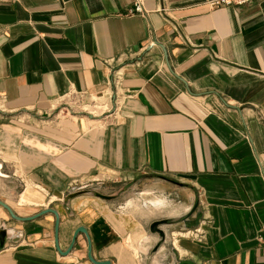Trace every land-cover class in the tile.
Returning a JSON list of instances; mask_svg holds the SVG:
<instances>
[{"label": "crops", "instance_id": "crops-1", "mask_svg": "<svg viewBox=\"0 0 264 264\" xmlns=\"http://www.w3.org/2000/svg\"><path fill=\"white\" fill-rule=\"evenodd\" d=\"M206 1L141 0L144 14L128 15L135 0H0L5 179L41 187L52 201L72 184L117 183L137 196L130 201L142 217L160 213L144 195L187 197L183 208L171 203L179 212L167 219L197 208L181 221H194L197 241L177 232L159 247L158 235H141V225L82 196L64 205L73 220L57 210L62 252L84 227L98 262L163 264L170 255L171 264H264L256 240L264 226V0L217 9ZM93 97L111 108L102 119L58 114L64 101ZM47 215L12 226L0 264H93L83 234L68 255L57 252ZM173 224L160 227L167 238Z\"/></svg>", "mask_w": 264, "mask_h": 264}, {"label": "rangeland", "instance_id": "rangeland-1", "mask_svg": "<svg viewBox=\"0 0 264 264\" xmlns=\"http://www.w3.org/2000/svg\"><path fill=\"white\" fill-rule=\"evenodd\" d=\"M107 100L104 102L102 99H97L96 97H93L89 100H84L80 98L75 99H69L67 101H64V105L59 107L58 114L63 117H69V116H82L83 118L88 119L89 116L93 117V120H99L108 114V112L111 110L110 106L106 103ZM61 111H64V114L61 115ZM100 116V117H99ZM7 175L4 173H0V201L6 203L14 212L15 215L18 217H31L36 214H38L40 211H43L45 209H54V210H63L65 213V218H69V220H73L76 215H73L69 217V213H66V209L64 207L65 204L71 203L73 200L79 197H87L88 201H97L102 202L109 206L110 211L113 213L112 215L109 214L110 218L117 219L120 217L121 220H125L126 223H129L130 220H132V223L136 225H141L143 228V232H141V235L145 234H156L157 233H151L150 232V225L153 222L161 221L164 219H167L168 216V210H163L157 215H150L142 217L140 213L135 210L133 204L128 203L131 199H135L137 196L132 195L133 193L129 191V188L127 187H120L117 183H111V182H105L103 184L99 185H89L88 187L82 186L80 184H72L67 188V190L64 192V195L59 198L56 196L57 200H51L52 195H49L45 189L41 187H35L34 185L21 180H13L11 178H7ZM167 196L170 197V202L172 205L176 207L183 208L188 202V199L186 196H177L174 193H169ZM23 197L25 200L24 202H19L20 198ZM139 197V196H138ZM157 198H164L158 196ZM61 199V200H60ZM152 199H155L153 196L144 195L143 197H139V200L143 202H148ZM104 204H98L100 206H105ZM190 206V205H189ZM112 207L114 209H112ZM193 206H190L189 211L187 214H182L178 218H170L167 219L170 221V223L173 224L172 227L166 228L169 237L168 239L165 236L166 241H171V238H178L177 232H181V235H179V239L185 240V241H197L198 237L196 235H199L200 233H194L193 230H195V224L194 221H191L189 223L182 224L181 221L184 219L190 217L197 208H192ZM58 212V211H57ZM135 212V213H134ZM0 215H2L3 218L0 217V228H4L7 230V232H11V228L13 225H18L17 221L12 220L8 213L0 207ZM115 215V216H114ZM60 216V215H59ZM50 220H52V223L54 224L55 218L52 214L47 215ZM42 219V218H41ZM62 220V218H61ZM180 222V223H179ZM179 223V225L177 224ZM166 226V225H161ZM159 226V227H161ZM133 227L131 228V230ZM134 232V231H131ZM176 233V234H174ZM131 234V233H130ZM128 235V237L130 236ZM172 234H174L172 236ZM9 235V234H8ZM159 236V235H158ZM127 237V245L130 249L135 250V255L137 254V241L131 240V236L128 239ZM169 243V242H167ZM171 243V242H170ZM167 244L166 248L168 251H170L172 254L173 251L171 250V244ZM164 245L161 242L159 247ZM181 251V250H180ZM170 256V255H169ZM167 256V259L164 260L163 264H171L173 261L171 260V257ZM182 256H186L182 252ZM140 257V256H139ZM140 260V259H139ZM172 261V262H171ZM179 261H190L188 258H180V260H177V263ZM194 264L193 261H190ZM176 263V264H177ZM140 264V263H139ZM202 264V263H200Z\"/></svg>", "mask_w": 264, "mask_h": 264}, {"label": "water", "instance_id": "water-1", "mask_svg": "<svg viewBox=\"0 0 264 264\" xmlns=\"http://www.w3.org/2000/svg\"><path fill=\"white\" fill-rule=\"evenodd\" d=\"M0 207L3 208L9 215V217L17 222H30V221H34L37 220L47 214H52L55 218V222H54V241H55V248L57 250V252L62 255V256H66L68 255L71 250L74 247L76 238L79 234H83L85 235L86 239H87V258L88 260L93 263V264H111V262L109 261H105V262H98L95 261L92 258V251H91V242H90V238L89 235L87 233V230L84 227H78L74 233H73V237L71 239V243L68 247V249L64 252H62L59 248V243H58V236H59V226H60V216L59 213L54 210V209H45L43 211H40L38 214L31 216V217H18L17 215L14 214V212L12 211V209L4 202L0 201ZM170 224V221H168L167 219L161 220V221H156L153 222L149 229L151 233H157L161 239V241H164L165 239V235L164 232L160 229L159 226L161 225H168ZM11 234V232H7L6 229L4 228H0V244L1 246H3L5 239L7 238V235ZM177 264H193L190 261H179Z\"/></svg>", "mask_w": 264, "mask_h": 264}, {"label": "built area", "instance_id": "built-area-1", "mask_svg": "<svg viewBox=\"0 0 264 264\" xmlns=\"http://www.w3.org/2000/svg\"><path fill=\"white\" fill-rule=\"evenodd\" d=\"M254 0H208L206 5L209 9L225 8V7H243L251 4ZM143 15L144 9L141 0H135L133 9L128 12V15ZM257 245L264 250V226L257 235Z\"/></svg>", "mask_w": 264, "mask_h": 264}, {"label": "bare ground", "instance_id": "bare-ground-1", "mask_svg": "<svg viewBox=\"0 0 264 264\" xmlns=\"http://www.w3.org/2000/svg\"><path fill=\"white\" fill-rule=\"evenodd\" d=\"M25 200L23 199V197H21V199H20V202H24ZM128 203H131V204H133V206H134V208H135V210H137V211H139V209H140V205H139V203L138 202H136V201H134V200H132V201H129ZM147 204H148V206H150L151 207V209H150V212H154V211H157V212H161V211H163V210H168L169 211V213L170 214H175V213H177V212H179L178 211V209L176 210V209H174L173 207L174 206H172L171 205V203H169V202H166V201H164V200H162V199H158L157 201H148L147 202ZM149 207V208H150ZM179 210H181V209H179ZM189 210V209H188ZM181 212V211H180ZM142 215V214H141ZM152 215V214H151ZM162 229H164L163 227H162ZM166 232V231H165ZM151 236V235H150ZM153 237V236H152ZM143 239V238H142ZM152 240V239H151ZM140 241H142V240H140ZM148 240L147 239H145L144 240V243H146ZM164 247V246H163ZM162 247V248H163ZM139 248V247H138ZM140 248H141V250H142V252L144 253V254H146L147 253V248L144 246V248H143V246H140ZM138 253V252H137ZM141 254V253H140ZM164 256V255H163ZM157 264V263H156Z\"/></svg>", "mask_w": 264, "mask_h": 264}]
</instances>
